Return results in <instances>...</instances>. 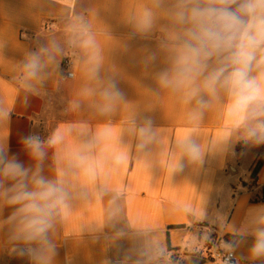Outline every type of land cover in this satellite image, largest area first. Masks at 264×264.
Instances as JSON below:
<instances>
[{"label":"crops","instance_id":"1","mask_svg":"<svg viewBox=\"0 0 264 264\" xmlns=\"http://www.w3.org/2000/svg\"><path fill=\"white\" fill-rule=\"evenodd\" d=\"M179 4L0 0V160L64 196L43 236L26 240L8 203L16 182L0 175V264H219L217 242L240 264H264L252 252L264 230L257 122L230 113L223 90L189 98L160 82L177 55ZM65 59L73 79L63 80ZM28 137L44 143L41 159Z\"/></svg>","mask_w":264,"mask_h":264},{"label":"clouds","instance_id":"2","mask_svg":"<svg viewBox=\"0 0 264 264\" xmlns=\"http://www.w3.org/2000/svg\"><path fill=\"white\" fill-rule=\"evenodd\" d=\"M175 19L180 27L177 55L171 73L161 74V84L184 88L189 98L201 88L211 94L223 90L229 98V112L256 121L250 135L264 140V0H180ZM25 69L28 76L36 75L35 58ZM254 71L258 74L252 75ZM201 76L203 80L197 85ZM106 95L115 101L121 94L113 90ZM147 131L141 129V134ZM60 140L59 134H53L47 145L55 146ZM24 144L34 158L44 156L39 137H28ZM188 148L195 157V145ZM85 174L94 178V168L87 166ZM0 175L16 182L9 190L8 203L19 205L15 215L23 238L42 237L53 213L63 204L58 183L45 180L38 171L29 176L28 170L14 160H0ZM252 252L264 254V230L257 233Z\"/></svg>","mask_w":264,"mask_h":264},{"label":"built area","instance_id":"3","mask_svg":"<svg viewBox=\"0 0 264 264\" xmlns=\"http://www.w3.org/2000/svg\"><path fill=\"white\" fill-rule=\"evenodd\" d=\"M64 69L63 80L73 79L74 73L68 70V67L71 65V60L65 59L62 63ZM212 258L214 261H217L219 264H240L241 261L238 258L236 252L233 249H223L219 247L218 242L214 247L212 252Z\"/></svg>","mask_w":264,"mask_h":264},{"label":"trees","instance_id":"4","mask_svg":"<svg viewBox=\"0 0 264 264\" xmlns=\"http://www.w3.org/2000/svg\"><path fill=\"white\" fill-rule=\"evenodd\" d=\"M262 163H263V160L260 159L258 164H257V166L255 167V169L252 172V175H251L252 178H255L257 176V174L259 173V170H260V168L262 166Z\"/></svg>","mask_w":264,"mask_h":264}]
</instances>
